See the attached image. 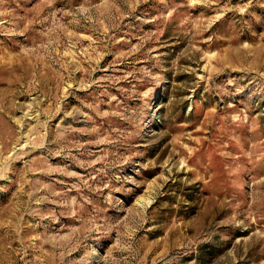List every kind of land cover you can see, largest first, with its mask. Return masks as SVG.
I'll list each match as a JSON object with an SVG mask.
<instances>
[{
    "label": "rangeland",
    "instance_id": "374dc122",
    "mask_svg": "<svg viewBox=\"0 0 264 264\" xmlns=\"http://www.w3.org/2000/svg\"><path fill=\"white\" fill-rule=\"evenodd\" d=\"M0 264H264V0H0Z\"/></svg>",
    "mask_w": 264,
    "mask_h": 264
}]
</instances>
